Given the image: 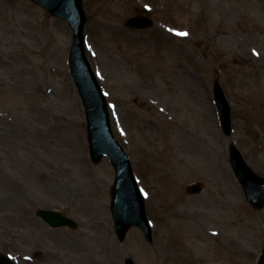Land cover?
<instances>
[{"label":"rangeland","instance_id":"rangeland-1","mask_svg":"<svg viewBox=\"0 0 264 264\" xmlns=\"http://www.w3.org/2000/svg\"><path fill=\"white\" fill-rule=\"evenodd\" d=\"M86 55L145 193L153 241L113 230L106 158L88 157L67 68L69 26L30 0H0V252L15 264H256L252 207L228 148L264 176V0H84ZM147 14L154 25H124ZM186 33L187 35H181ZM231 107L220 128L212 86ZM203 190L188 194V183ZM37 208L76 221L53 228Z\"/></svg>","mask_w":264,"mask_h":264},{"label":"water","instance_id":"water-1","mask_svg":"<svg viewBox=\"0 0 264 264\" xmlns=\"http://www.w3.org/2000/svg\"><path fill=\"white\" fill-rule=\"evenodd\" d=\"M51 14L66 20L73 31V41L69 53L70 74L85 108L89 155L93 163L106 156L115 170L114 184L111 188V212L117 237L122 241L130 226H138L148 241H152L151 229L145 213L144 197L134 179L131 165L123 147L114 137L106 109L104 97L84 54L83 28L86 22L82 0H33ZM151 20L144 16L128 19L131 27H148ZM214 95L221 127L226 135L230 133V108L220 85H214ZM232 167L251 204L258 208L264 205V178L257 176L243 161L234 145L230 146ZM200 184L187 187L189 193H197ZM51 226H75L70 218L53 210L39 209L36 212ZM0 264H12L9 257L0 253ZM125 264H135L131 258ZM258 264H264V248Z\"/></svg>","mask_w":264,"mask_h":264},{"label":"snow or ice","instance_id":"snow-or-ice-1","mask_svg":"<svg viewBox=\"0 0 264 264\" xmlns=\"http://www.w3.org/2000/svg\"><path fill=\"white\" fill-rule=\"evenodd\" d=\"M181 35H187L186 33H181Z\"/></svg>","mask_w":264,"mask_h":264}]
</instances>
